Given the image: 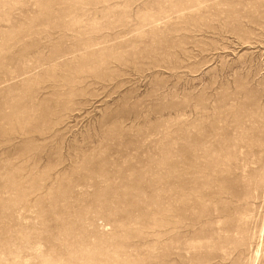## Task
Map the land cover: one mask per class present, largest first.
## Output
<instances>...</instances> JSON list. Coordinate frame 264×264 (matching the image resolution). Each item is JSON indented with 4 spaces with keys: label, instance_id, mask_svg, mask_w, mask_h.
Segmentation results:
<instances>
[{
    "label": "rangeland",
    "instance_id": "obj_1",
    "mask_svg": "<svg viewBox=\"0 0 264 264\" xmlns=\"http://www.w3.org/2000/svg\"><path fill=\"white\" fill-rule=\"evenodd\" d=\"M0 264H264V0H0Z\"/></svg>",
    "mask_w": 264,
    "mask_h": 264
}]
</instances>
